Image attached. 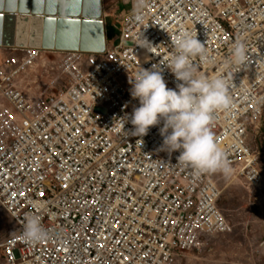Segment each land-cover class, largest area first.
Instances as JSON below:
<instances>
[{
    "label": "built area",
    "instance_id": "obj_1",
    "mask_svg": "<svg viewBox=\"0 0 264 264\" xmlns=\"http://www.w3.org/2000/svg\"><path fill=\"white\" fill-rule=\"evenodd\" d=\"M145 2L137 10L136 0H124L131 9L121 36L113 45L106 38L103 52L0 47V207L15 227L0 246L3 264H180L210 238L232 233L214 173L196 175L177 164L179 151L159 150L160 125L140 137L117 118L138 106L129 78L141 67L158 65L175 88L164 62L181 31L197 35L215 57L206 64L194 58L196 71L229 81L231 103L209 127L231 177L261 185L260 153L249 142L264 115V0ZM236 40L248 59L229 70ZM50 64L64 82L39 101L27 77ZM26 215L40 217L48 238L23 240Z\"/></svg>",
    "mask_w": 264,
    "mask_h": 264
},
{
    "label": "clouds",
    "instance_id": "obj_2",
    "mask_svg": "<svg viewBox=\"0 0 264 264\" xmlns=\"http://www.w3.org/2000/svg\"><path fill=\"white\" fill-rule=\"evenodd\" d=\"M134 7L137 10L146 7L145 0H136ZM140 41L139 45L148 50L152 46L146 38L141 37ZM171 41L173 51L164 64L178 81L175 88L167 87L158 65L150 69L141 67L129 78L130 96L138 101V106L132 109L130 118L127 115L117 118L123 126L126 121L130 122L133 125L131 134L140 137L146 135L150 127L160 125L162 143L159 150L169 154L179 151L177 164L189 167L196 175L220 172L229 178L232 169L225 151L209 127L213 114L231 103L229 81L220 74L206 75L196 71L194 58L201 64L215 62V57L197 35L181 31ZM247 59L246 45L236 40L225 66L229 70L240 69ZM21 235L29 244L48 238L36 215L25 216Z\"/></svg>",
    "mask_w": 264,
    "mask_h": 264
},
{
    "label": "rangeland",
    "instance_id": "obj_3",
    "mask_svg": "<svg viewBox=\"0 0 264 264\" xmlns=\"http://www.w3.org/2000/svg\"><path fill=\"white\" fill-rule=\"evenodd\" d=\"M108 44L117 43L121 36V21L131 5L124 0H102ZM54 59L53 55H48ZM55 66L38 67L27 77L26 87L30 94L43 100L59 89L63 79ZM48 69V70H47ZM63 81V82H62ZM1 103V101H0ZM249 145L260 153V165L264 169V122L258 136L252 134ZM212 177L219 179L222 197L218 203L232 233L210 238L200 253L186 255L180 264H264V179L261 185L249 188L239 179L225 178L220 172ZM15 231L14 224L0 207V246ZM0 249V264H3Z\"/></svg>",
    "mask_w": 264,
    "mask_h": 264
},
{
    "label": "water",
    "instance_id": "obj_4",
    "mask_svg": "<svg viewBox=\"0 0 264 264\" xmlns=\"http://www.w3.org/2000/svg\"><path fill=\"white\" fill-rule=\"evenodd\" d=\"M0 47L103 52L102 0H0Z\"/></svg>",
    "mask_w": 264,
    "mask_h": 264
},
{
    "label": "crops",
    "instance_id": "obj_5",
    "mask_svg": "<svg viewBox=\"0 0 264 264\" xmlns=\"http://www.w3.org/2000/svg\"><path fill=\"white\" fill-rule=\"evenodd\" d=\"M263 122H264V117H263Z\"/></svg>",
    "mask_w": 264,
    "mask_h": 264
}]
</instances>
